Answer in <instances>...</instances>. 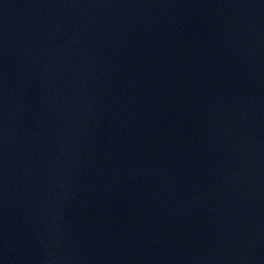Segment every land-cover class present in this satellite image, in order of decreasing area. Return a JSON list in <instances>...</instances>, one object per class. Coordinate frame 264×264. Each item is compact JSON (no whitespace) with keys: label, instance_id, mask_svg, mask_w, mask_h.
Masks as SVG:
<instances>
[{"label":"water","instance_id":"water-1","mask_svg":"<svg viewBox=\"0 0 264 264\" xmlns=\"http://www.w3.org/2000/svg\"><path fill=\"white\" fill-rule=\"evenodd\" d=\"M0 264H264V0H0Z\"/></svg>","mask_w":264,"mask_h":264}]
</instances>
